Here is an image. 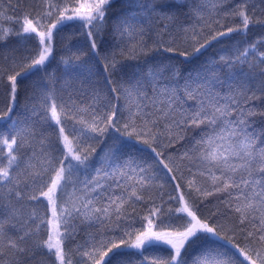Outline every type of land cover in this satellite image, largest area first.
I'll use <instances>...</instances> for the list:
<instances>
[{
	"label": "snow or ice",
	"instance_id": "snow-or-ice-1",
	"mask_svg": "<svg viewBox=\"0 0 264 264\" xmlns=\"http://www.w3.org/2000/svg\"><path fill=\"white\" fill-rule=\"evenodd\" d=\"M0 264H264V0H0Z\"/></svg>",
	"mask_w": 264,
	"mask_h": 264
},
{
	"label": "trees",
	"instance_id": "trees-1",
	"mask_svg": "<svg viewBox=\"0 0 264 264\" xmlns=\"http://www.w3.org/2000/svg\"><path fill=\"white\" fill-rule=\"evenodd\" d=\"M21 102L23 103L24 101H23V95H22V97H21Z\"/></svg>",
	"mask_w": 264,
	"mask_h": 264
},
{
	"label": "rangeland",
	"instance_id": "rangeland-1",
	"mask_svg": "<svg viewBox=\"0 0 264 264\" xmlns=\"http://www.w3.org/2000/svg\"><path fill=\"white\" fill-rule=\"evenodd\" d=\"M25 83H28V82H25Z\"/></svg>",
	"mask_w": 264,
	"mask_h": 264
}]
</instances>
